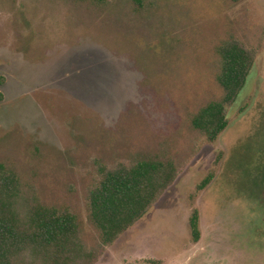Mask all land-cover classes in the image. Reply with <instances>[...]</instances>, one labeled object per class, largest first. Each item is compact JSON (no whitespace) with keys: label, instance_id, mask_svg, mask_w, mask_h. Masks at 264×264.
<instances>
[{"label":"rangeland","instance_id":"1","mask_svg":"<svg viewBox=\"0 0 264 264\" xmlns=\"http://www.w3.org/2000/svg\"><path fill=\"white\" fill-rule=\"evenodd\" d=\"M227 41L254 66L211 143L192 120L224 97ZM148 157L173 160L175 183L102 248L87 207L97 162ZM0 163L23 202L78 216L95 264H264V0H0Z\"/></svg>","mask_w":264,"mask_h":264},{"label":"trees","instance_id":"2","mask_svg":"<svg viewBox=\"0 0 264 264\" xmlns=\"http://www.w3.org/2000/svg\"><path fill=\"white\" fill-rule=\"evenodd\" d=\"M218 53L221 68L217 80L224 97L203 107L192 120L193 127L211 143L228 128L227 107L239 99L254 66L252 53L237 41L225 42ZM96 165L87 207L89 220L100 234V246L106 248L149 213L175 183L179 170L173 160L160 157L140 158L131 164ZM215 173L212 170L203 179L197 194L211 186ZM189 227L193 242L199 243L202 231L197 208ZM81 236V222L75 214L46 206L36 196L23 202L17 173L0 163V264H95L99 251L88 249Z\"/></svg>","mask_w":264,"mask_h":264}]
</instances>
